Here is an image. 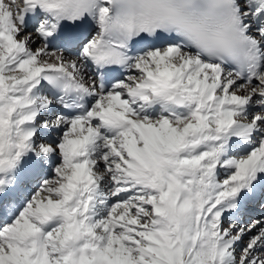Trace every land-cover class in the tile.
I'll return each instance as SVG.
<instances>
[{"label":"snow or ice","instance_id":"1","mask_svg":"<svg viewBox=\"0 0 264 264\" xmlns=\"http://www.w3.org/2000/svg\"><path fill=\"white\" fill-rule=\"evenodd\" d=\"M0 264H264V0H0Z\"/></svg>","mask_w":264,"mask_h":264}]
</instances>
